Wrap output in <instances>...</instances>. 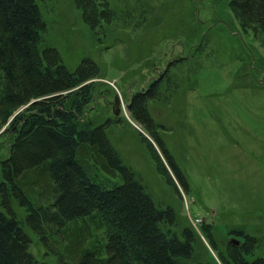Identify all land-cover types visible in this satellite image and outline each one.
I'll list each match as a JSON object with an SVG mask.
<instances>
[{
	"label": "rangeland",
	"instance_id": "1",
	"mask_svg": "<svg viewBox=\"0 0 264 264\" xmlns=\"http://www.w3.org/2000/svg\"><path fill=\"white\" fill-rule=\"evenodd\" d=\"M37 1L45 23L44 47H55L70 68L85 56L100 63L95 100L85 117L103 122L119 116L107 128L109 138L155 203L175 211L177 223L165 228L181 231L190 225L196 230L200 264H224L219 252L229 253L232 238L240 248L248 240L249 261L264 257V33L242 22L228 0H109L112 20L101 19L103 26L97 28L76 0ZM164 70L171 83L163 81L161 98L149 107L154 129L187 186L128 108L131 97ZM171 84L176 90L167 100ZM24 108L10 111L6 123H0V182L1 161L13 143L6 129ZM143 136L152 140L153 151ZM106 175L110 183L118 181ZM18 204L14 201L13 209L22 219L27 210ZM23 225L30 250L56 264V256ZM90 237L98 238L97 231Z\"/></svg>",
	"mask_w": 264,
	"mask_h": 264
},
{
	"label": "trees",
	"instance_id": "2",
	"mask_svg": "<svg viewBox=\"0 0 264 264\" xmlns=\"http://www.w3.org/2000/svg\"><path fill=\"white\" fill-rule=\"evenodd\" d=\"M76 2L92 27L103 26L101 19L112 20L109 0ZM228 2L242 22L264 33V0ZM44 29L37 0H0V123H6L10 111L25 106L6 129L13 143L1 161L0 264H52L30 250L24 223L50 249L47 253L56 256V264H200L196 230L190 225L181 231L165 228L177 223L175 211L155 203L113 146L107 128L119 116L103 122L85 117L95 100L100 63L85 56L75 68L68 67L55 47H44ZM164 80L171 83L167 72L137 91L128 108L186 185L154 129L149 107L151 100L161 98ZM170 87L167 100L176 90ZM143 138L152 150V140ZM106 174L118 181L110 183ZM14 201L26 208L24 218L16 217ZM95 231L96 241L90 237ZM203 233L211 239L205 225ZM244 245L231 243L228 254L219 252L223 263L264 264V257L249 261L253 251L248 240Z\"/></svg>",
	"mask_w": 264,
	"mask_h": 264
},
{
	"label": "water",
	"instance_id": "3",
	"mask_svg": "<svg viewBox=\"0 0 264 264\" xmlns=\"http://www.w3.org/2000/svg\"><path fill=\"white\" fill-rule=\"evenodd\" d=\"M118 103H119V97H118V96H116V98H115V105H117V106H118ZM118 109H120V107H118Z\"/></svg>",
	"mask_w": 264,
	"mask_h": 264
},
{
	"label": "flooded vegetation",
	"instance_id": "4",
	"mask_svg": "<svg viewBox=\"0 0 264 264\" xmlns=\"http://www.w3.org/2000/svg\"><path fill=\"white\" fill-rule=\"evenodd\" d=\"M232 237V236H231ZM232 240H233V242L235 243V244H238L239 242H238V240H235L234 238H232Z\"/></svg>",
	"mask_w": 264,
	"mask_h": 264
}]
</instances>
